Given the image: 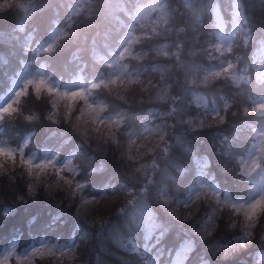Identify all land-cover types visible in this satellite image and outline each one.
<instances>
[{"label": "clouds", "instance_id": "9594fccd", "mask_svg": "<svg viewBox=\"0 0 264 264\" xmlns=\"http://www.w3.org/2000/svg\"><path fill=\"white\" fill-rule=\"evenodd\" d=\"M8 13L0 264H264V0Z\"/></svg>", "mask_w": 264, "mask_h": 264}, {"label": "trees", "instance_id": "16d2710c", "mask_svg": "<svg viewBox=\"0 0 264 264\" xmlns=\"http://www.w3.org/2000/svg\"><path fill=\"white\" fill-rule=\"evenodd\" d=\"M15 17L13 14L8 13V14H0V26H7L10 25L14 22ZM3 77L0 76V80H2ZM0 91H2V85H0ZM25 130L24 126H21V132H23ZM39 206H31L29 209V213H25L24 212V206L21 205L20 206V212L17 214L16 217L12 218L11 220H9V226L12 225H22L23 220L26 218V215L31 214V212H34L36 210H38ZM65 232H67V229H65ZM26 239V238H25Z\"/></svg>", "mask_w": 264, "mask_h": 264}, {"label": "snow or ice", "instance_id": "6c2138e0", "mask_svg": "<svg viewBox=\"0 0 264 264\" xmlns=\"http://www.w3.org/2000/svg\"><path fill=\"white\" fill-rule=\"evenodd\" d=\"M37 87L39 88V85H38ZM8 110H10V106H9L8 109H5V111H8ZM0 154L11 155L10 153H5V152H3V150H0Z\"/></svg>", "mask_w": 264, "mask_h": 264}]
</instances>
